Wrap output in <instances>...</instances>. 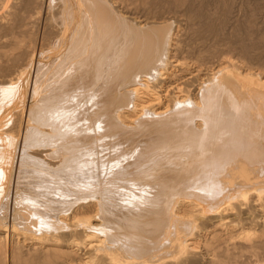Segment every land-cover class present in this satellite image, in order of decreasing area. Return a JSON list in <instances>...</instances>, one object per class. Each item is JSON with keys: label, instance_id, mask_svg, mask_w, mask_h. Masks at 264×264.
<instances>
[{"label": "bare ground", "instance_id": "1", "mask_svg": "<svg viewBox=\"0 0 264 264\" xmlns=\"http://www.w3.org/2000/svg\"><path fill=\"white\" fill-rule=\"evenodd\" d=\"M0 264H264V0H0Z\"/></svg>", "mask_w": 264, "mask_h": 264}]
</instances>
